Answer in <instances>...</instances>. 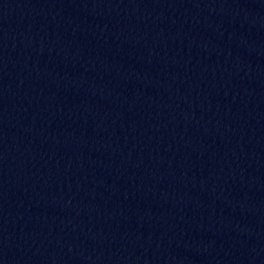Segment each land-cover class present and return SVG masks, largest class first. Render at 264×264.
Listing matches in <instances>:
<instances>
[{"label":"water","instance_id":"water-1","mask_svg":"<svg viewBox=\"0 0 264 264\" xmlns=\"http://www.w3.org/2000/svg\"><path fill=\"white\" fill-rule=\"evenodd\" d=\"M0 264H264V0H0Z\"/></svg>","mask_w":264,"mask_h":264}]
</instances>
